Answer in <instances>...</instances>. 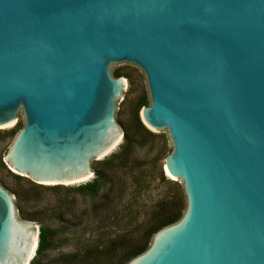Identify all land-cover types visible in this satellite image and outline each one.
<instances>
[{
    "label": "water",
    "instance_id": "1",
    "mask_svg": "<svg viewBox=\"0 0 264 264\" xmlns=\"http://www.w3.org/2000/svg\"><path fill=\"white\" fill-rule=\"evenodd\" d=\"M144 75L142 123L166 131L180 218L126 264H264V0H0L4 157L41 185L88 180L112 153L125 80ZM39 229L0 186V264H29Z\"/></svg>",
    "mask_w": 264,
    "mask_h": 264
},
{
    "label": "rangeland",
    "instance_id": "2",
    "mask_svg": "<svg viewBox=\"0 0 264 264\" xmlns=\"http://www.w3.org/2000/svg\"><path fill=\"white\" fill-rule=\"evenodd\" d=\"M110 74L126 83L114 113L122 139L110 155L90 162L85 182L41 185L15 173L4 157L23 127L22 113L0 127V186L13 198L19 220L49 231L48 247L39 254L36 248L29 264H124L127 250L144 245L162 205L169 199L183 205L182 194L163 171L171 151L167 133L149 129L140 119L149 102L143 73L120 63L110 67ZM139 174L143 186L135 188L133 175ZM94 182L95 190L84 189Z\"/></svg>",
    "mask_w": 264,
    "mask_h": 264
},
{
    "label": "trees",
    "instance_id": "3",
    "mask_svg": "<svg viewBox=\"0 0 264 264\" xmlns=\"http://www.w3.org/2000/svg\"><path fill=\"white\" fill-rule=\"evenodd\" d=\"M117 77H120V76H115V78ZM161 180L163 182L172 184L169 180L165 179L163 174H161ZM140 181H142L141 174L133 175V182L134 183L137 182L135 188H142L143 185ZM95 188H96V182L92 184H87L86 186H84V189H89V190H95ZM182 206L183 205L179 202L178 199L174 201H172V199H169L168 202L163 204L158 214H156V218L154 219L153 223L149 226L146 239L144 241V245H142V247L140 245L139 247H133L132 249L127 250L125 253L126 259H125L124 264H126L129 260L134 258L141 251V249L150 242L152 236L159 229L176 222L181 216L182 208H183ZM48 238H49V231L45 229H41L39 231V237H38V246H37L38 254L44 251L48 247Z\"/></svg>",
    "mask_w": 264,
    "mask_h": 264
},
{
    "label": "bare ground",
    "instance_id": "4",
    "mask_svg": "<svg viewBox=\"0 0 264 264\" xmlns=\"http://www.w3.org/2000/svg\"><path fill=\"white\" fill-rule=\"evenodd\" d=\"M85 181H87V180H84V181H81V182H85ZM75 183H80V182H75ZM70 184H73V183H70ZM36 248H37V241H36V237H35L34 240H33V245L31 247L30 253L28 255V263H30L31 260L33 259L34 255H35V252H36L35 251Z\"/></svg>",
    "mask_w": 264,
    "mask_h": 264
}]
</instances>
